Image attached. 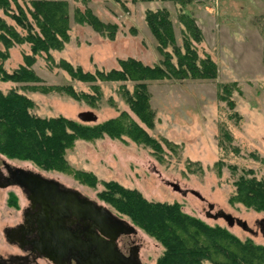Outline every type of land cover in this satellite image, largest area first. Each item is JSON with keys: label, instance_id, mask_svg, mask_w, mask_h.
<instances>
[{"label": "rangeland", "instance_id": "rangeland-1", "mask_svg": "<svg viewBox=\"0 0 264 264\" xmlns=\"http://www.w3.org/2000/svg\"><path fill=\"white\" fill-rule=\"evenodd\" d=\"M30 1L10 0L8 14L0 8V18L23 35L26 32L10 14L17 13L20 6L31 22ZM64 1L67 38L60 48L34 55L30 67L38 81L0 80V89L25 94L33 103L30 112L40 117L63 116L93 125L125 112L153 142H137L127 134L75 138L64 152L65 170L42 168L29 158L1 152L0 156L79 190L131 223L143 264H155L164 248L102 199L106 181L137 189L148 200L175 202L184 213L209 225L225 227L241 241L250 239L264 245L258 225L264 219V210L229 202L241 175L264 180V0ZM85 8L104 24L102 31L76 19L75 10ZM160 8L168 11L175 42L163 51L145 20L147 10ZM181 12L192 16L201 31V39L191 43L198 58L209 57L212 61L216 72L213 78L166 75L135 81L101 79L96 73L118 69V60L129 57L148 66L164 67L165 60L176 66L174 47L183 51L186 34ZM7 52L2 65L8 72L24 63V55H31L28 42L15 43ZM62 60L93 78H72L61 67ZM139 82L145 84L152 113L150 125L138 117L127 100ZM68 89L77 98L65 91ZM81 111H92L96 119L80 121L77 114ZM170 183L178 184L180 191ZM219 210L246 221L252 232L214 218L212 215Z\"/></svg>", "mask_w": 264, "mask_h": 264}, {"label": "trees", "instance_id": "trees-1", "mask_svg": "<svg viewBox=\"0 0 264 264\" xmlns=\"http://www.w3.org/2000/svg\"><path fill=\"white\" fill-rule=\"evenodd\" d=\"M10 0H0V8L9 13ZM17 13L10 14L15 23L26 32L20 34L12 25L0 18V80L35 82L38 76L30 67L34 55L62 46L67 35V8L64 0H31L28 11L18 6ZM78 21L92 24L102 31L104 24L89 8L75 10ZM145 20L158 40L161 51L169 44L174 46V35L168 11L164 8L147 10ZM186 34L183 35V51L174 47L177 65L163 62L164 67L148 66L134 58L118 60L119 68L107 72L97 71L101 79H132L144 81L164 76L213 78L215 66L209 57L198 58L191 40L199 41L201 31L192 16L180 13ZM33 22V23H32ZM35 23V24H34ZM34 24V25H33ZM28 42L31 55H24V63L8 72L3 67L7 50L15 43ZM61 67L75 79L91 80L93 75L62 60ZM77 98L72 89L65 90ZM134 95L127 97L131 109L147 125L152 113L148 109L145 84L135 85ZM32 100L13 89H0V152L14 157L29 158L46 169H67L64 152L75 138H93L102 134L120 137L129 135L137 142L150 144L153 140L125 112L118 118L107 119L93 125L80 124L63 116L40 117L30 112ZM103 200L118 213L144 229L164 248L155 264H264V245L254 244L250 239L241 241L225 227L209 225L199 218L181 211L177 203L146 199L137 189L123 187L115 181H106ZM230 203H241L255 210H264V180L255 176L241 175L235 181V191Z\"/></svg>", "mask_w": 264, "mask_h": 264}, {"label": "flooded vegetation", "instance_id": "flooded-vegetation-1", "mask_svg": "<svg viewBox=\"0 0 264 264\" xmlns=\"http://www.w3.org/2000/svg\"><path fill=\"white\" fill-rule=\"evenodd\" d=\"M29 171L40 173L0 156V264H76L70 249L58 245L67 231L72 237L77 236L73 216L65 215L59 221L46 211V205H41L26 187L32 180ZM135 235L136 229L119 233L114 239L121 257L118 264H143ZM102 237L105 241L111 240L105 235ZM48 254H55L56 260Z\"/></svg>", "mask_w": 264, "mask_h": 264}, {"label": "water", "instance_id": "water-1", "mask_svg": "<svg viewBox=\"0 0 264 264\" xmlns=\"http://www.w3.org/2000/svg\"><path fill=\"white\" fill-rule=\"evenodd\" d=\"M80 121H94L95 114L92 111H81L77 114ZM31 182L26 183L41 205H46V211L51 212L59 221H63L65 215L73 216L77 227V236L64 233L58 245L67 247L71 251V257L76 264H118L119 254L115 249L114 239L119 233L135 231L134 226L124 218L114 214L108 207L97 203L95 200L83 195L79 190L65 186L55 178L42 176L40 173L29 171ZM174 190L180 191L176 183H170ZM191 192L202 198L194 191ZM214 218H223L228 226L234 224L243 230L252 232L246 221L232 216L230 213L219 210ZM263 222V226L261 225ZM260 231L264 234V219L259 220ZM65 227L63 231L65 232ZM100 233V234H99ZM110 237L105 241L102 237ZM48 257L56 260L55 254ZM121 258V257H120Z\"/></svg>", "mask_w": 264, "mask_h": 264}]
</instances>
